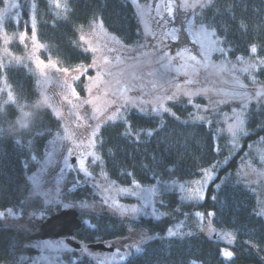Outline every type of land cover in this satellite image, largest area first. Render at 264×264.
Returning a JSON list of instances; mask_svg holds the SVG:
<instances>
[{
	"label": "rangeland",
	"instance_id": "obj_1",
	"mask_svg": "<svg viewBox=\"0 0 264 264\" xmlns=\"http://www.w3.org/2000/svg\"><path fill=\"white\" fill-rule=\"evenodd\" d=\"M128 1L140 24L138 42L121 43L99 19H93L77 30V41L91 61L65 68L37 37L36 0H3L0 73L7 67L25 68L33 77L36 94L31 102H17L0 74V107L14 106L15 124L20 128L27 127L30 110L38 108L49 110L57 118L58 126L49 132L41 155L29 159L34 162V168L28 175L31 189L27 200L40 199L41 208L9 209L0 212V220L31 235L51 213L75 208L82 227L86 215L96 218L105 212L125 230L122 243L112 252L89 248L75 251L60 240H39L33 244L39 253L30 264H71L81 258L93 264H121L140 253L148 240L187 237L193 234L195 226L207 237H216L224 245L232 244L231 232L213 228L210 210L192 211L195 226L188 223L190 214L186 213L182 222L163 233L150 234L136 227L140 218L161 217L156 198L164 192L178 193L184 203L199 202L207 185L229 162L234 167L224 170L217 185L229 181L248 188L255 195L258 212L264 211V163L261 162L264 135L246 139L249 132L245 122L251 111L264 115V80L258 76L264 60L251 50L245 57L229 56L214 32L198 20L201 10L211 0ZM46 2L52 21L66 16L68 0ZM166 7L178 15L183 25L176 31L183 32L182 37L188 40L176 39L180 34L172 38L176 31L169 32L159 22ZM173 42L177 45H172ZM178 103L188 108L190 121L211 128L215 151L225 152L224 161L210 165L198 179L184 184L165 182L143 187L134 181L126 186L110 180L104 173L97 147L100 127L124 121L128 111L170 115L171 105ZM262 126L258 125L257 129ZM96 156L100 160L92 163ZM85 171L90 175H85ZM208 174L213 179H208ZM85 186L96 193L99 201L73 202L69 198L75 189ZM81 202L90 205L87 214ZM66 204L72 207L65 208ZM197 212L201 215L197 216ZM168 230L175 235L169 236ZM105 234L112 235L109 231ZM78 240L74 241L79 244ZM105 245L114 248L108 241ZM190 264L201 263L193 260Z\"/></svg>",
	"mask_w": 264,
	"mask_h": 264
},
{
	"label": "trees",
	"instance_id": "obj_2",
	"mask_svg": "<svg viewBox=\"0 0 264 264\" xmlns=\"http://www.w3.org/2000/svg\"><path fill=\"white\" fill-rule=\"evenodd\" d=\"M36 4L37 37L65 68L91 61L77 41V30L93 19H99L123 44L137 43L141 37L135 9L128 0H68L66 16L55 21L49 17L46 0H36ZM2 5L0 0V10ZM198 20L214 32L229 56L245 57L256 47L255 56L264 60V0H211L201 10ZM0 74L4 75L17 102L34 99L33 77L25 68L7 67ZM258 76L264 80V68ZM171 106L170 115L128 111L124 121L100 127L97 147L104 173L110 180L126 186L134 181L143 187L165 182L184 184L198 179L210 165L224 161L225 152L215 151L211 128L190 121L185 105ZM15 120L13 105L0 107V212L18 207L23 211L41 208L40 199L27 200L31 189L28 175L34 168V162L29 159L41 155L49 132L58 126L57 118L42 108L30 110L25 128L16 126ZM245 122L249 132L246 139L264 135L263 114L251 111ZM258 125L263 126L257 129ZM229 167H234L231 162L207 185L199 202H181L174 191L162 193L156 198L161 217L140 218L136 227L150 234L163 233L182 222L186 213L190 214L188 223L195 226L192 211L210 210L213 228L231 232L232 244L224 245L216 237H207L195 226L193 234L187 237L148 240L140 253L121 264H190L193 260L201 264H264V218L257 214L254 193L229 181L217 185ZM69 198L73 202L99 201L87 186L75 189ZM104 213L90 217L95 229L83 226L76 233L77 239L89 244L102 242L107 236L105 232L123 228ZM37 241L31 240L23 229L0 220V264H30L39 253L33 245ZM224 250L232 251L234 257H225ZM71 264L93 263L81 258Z\"/></svg>",
	"mask_w": 264,
	"mask_h": 264
},
{
	"label": "water",
	"instance_id": "obj_3",
	"mask_svg": "<svg viewBox=\"0 0 264 264\" xmlns=\"http://www.w3.org/2000/svg\"><path fill=\"white\" fill-rule=\"evenodd\" d=\"M82 223L78 218L75 208L60 210L59 212L47 217L39 226L36 232L30 235L33 241H44L48 239L65 238V242L71 248L79 249V244L71 237L75 231L80 230ZM93 251L112 252L113 247H107L103 243H93L87 246Z\"/></svg>",
	"mask_w": 264,
	"mask_h": 264
},
{
	"label": "flooded vegetation",
	"instance_id": "obj_4",
	"mask_svg": "<svg viewBox=\"0 0 264 264\" xmlns=\"http://www.w3.org/2000/svg\"><path fill=\"white\" fill-rule=\"evenodd\" d=\"M165 13L163 14V18L161 20H159V22H163L169 29V32H174L176 31V29L178 28V26L180 25H183L181 22H179V18H178V15L175 16V14L173 12H169L171 10L168 9V7H166L165 9ZM166 22V23H165ZM178 34H180L179 32H174L172 34V38L174 37H177ZM183 34V32L181 33ZM180 34V38H176L178 39L179 41H185V40H188L187 37H182V35ZM172 45H177L175 42L172 43ZM125 230L123 229H120V230H117L116 228L115 229H111L109 230V233H111L112 235H108L102 240V242H104V244L108 241L109 245L111 246H114V249L116 247H118L121 243H122V236H123V233H124ZM115 235V236H114ZM72 240H76L77 237H76V234H74L72 237H71ZM49 240H53V241H62L63 243H65V238H58V239H48L47 241ZM79 241V249L77 251H82L83 248H88L87 246L89 245L88 242H85L84 240H78ZM107 246V245H106Z\"/></svg>",
	"mask_w": 264,
	"mask_h": 264
},
{
	"label": "snow or ice",
	"instance_id": "obj_5",
	"mask_svg": "<svg viewBox=\"0 0 264 264\" xmlns=\"http://www.w3.org/2000/svg\"><path fill=\"white\" fill-rule=\"evenodd\" d=\"M60 6V4L59 3H57L56 4V7H59ZM253 53H257L258 52V49L256 48V47H252L251 49H250ZM193 57H196L195 55H193ZM41 64H43V62L41 61L40 62ZM166 111H167V109H165ZM112 118L111 117H109V120H111ZM100 160V157L99 156H96V157H94L93 158V161H92V163H97L98 161ZM261 162L262 163H264V157H261ZM209 172H210V170H209ZM125 174H127V175H131V173H125ZM85 175H90V173L89 172H87V171H85ZM207 178L208 179H213V177L210 175V174H208V176H207ZM218 188H219V186H217ZM84 210H85V213L87 214V210L90 208V205L89 204H87V203H85V202H81V205H80ZM68 207H72V205H65V208H68ZM133 211H135V209H133ZM258 215H261V216H264V211H261V212H259V213H257ZM196 215L197 216H200L201 214L199 213V212H197L196 213ZM209 215H211V213H209ZM84 223H85V225L87 226V227H89V228H92L93 230L95 229V225L91 222V219L86 215V218L84 219ZM168 235L169 236H174L175 235V233H173L171 230H168ZM150 238V237H149ZM223 255L225 256V257H227L228 259H232L233 257H234V253L232 252V251H225L224 253H223Z\"/></svg>",
	"mask_w": 264,
	"mask_h": 264
}]
</instances>
